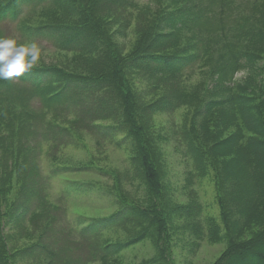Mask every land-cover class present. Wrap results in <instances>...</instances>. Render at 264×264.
<instances>
[{
    "label": "trees",
    "instance_id": "1",
    "mask_svg": "<svg viewBox=\"0 0 264 264\" xmlns=\"http://www.w3.org/2000/svg\"><path fill=\"white\" fill-rule=\"evenodd\" d=\"M164 1L149 21L139 22L138 35L123 54L115 39L126 38L130 21L128 27L124 21L132 18V0H0V22L17 21L19 32L36 42L41 53L46 48L38 39L67 55L63 62L39 60L25 75L0 80V147L8 137L15 143L12 150L4 149L11 155L8 166L0 163V219L14 222L22 200L37 194L34 174L26 178L28 171L14 177V172L26 157L41 151V140L68 138L82 143L84 132L98 141L118 136L117 143H131L130 158L142 170L146 207L140 211L125 203L80 232L90 237L99 234L100 227L109 230L117 223L133 221L138 234L127 242L103 247L89 242L92 250H101L98 264L109 260V264H119L116 252L138 240H148L154 254L139 264H160L167 254L163 246L168 245L164 241L170 231L184 223H198V219L195 205L175 202L180 191H171L169 183H163L164 159L159 150L166 138L152 120L159 111L181 109L177 119H184V113L194 109V123L203 122L193 142L186 144L184 130L174 125L165 135L178 138L183 153L189 154L187 161L195 163L197 170L196 159L203 165L213 161L219 167L215 188L222 205V185L241 186L245 194L238 197L229 191L223 206L221 233L227 245L222 256L239 262L252 253L257 255L252 248L264 245V232L250 236L249 241L240 238L251 226L264 222V82L255 84L258 89L249 85L259 69L256 60L264 58V49L255 45L264 42V22L258 30L239 26L217 12L219 0ZM262 6L256 10L258 23L264 20V0ZM247 43L253 45L245 47ZM240 71H245L246 81H236ZM198 75L206 80L202 95L194 97L188 89L193 84L198 92L194 82ZM263 75L264 61L260 78ZM254 115L260 119L252 122ZM184 181L192 183L191 175ZM165 191L171 196H165ZM25 215L27 219L29 209ZM151 216L158 217L156 222L147 219ZM39 220V215L32 214L31 222ZM233 234L239 238L234 240ZM0 244L6 246V238ZM31 247L45 249L39 244ZM28 255L22 252L20 261ZM55 258V253L48 256L47 264ZM220 259L214 264H221Z\"/></svg>",
    "mask_w": 264,
    "mask_h": 264
},
{
    "label": "rangeland",
    "instance_id": "2",
    "mask_svg": "<svg viewBox=\"0 0 264 264\" xmlns=\"http://www.w3.org/2000/svg\"><path fill=\"white\" fill-rule=\"evenodd\" d=\"M219 2H221L217 10L219 14H226L242 27H252L254 30L262 28L264 20L258 23L255 16L257 7H263V0H219ZM164 4V0H132L130 5L132 18L124 21L126 27L130 21L126 38L124 40L115 39L116 43L121 44L123 54L134 43L138 35V33L135 35V31L139 27V22L149 21L153 13L162 9ZM0 31L5 37L15 38L18 43L24 42V37L17 31L15 22L0 23ZM41 42L46 47V53H41L40 60L63 62L61 59H64L66 54L55 51L45 40ZM251 45L253 43L244 44L245 47H251ZM255 45L264 49V42L255 43ZM263 61V57L256 60L255 64L259 69L257 75L254 76L255 81L249 84L253 88H257L256 83L264 82V75L260 78V65ZM205 80L202 75L195 77L194 82L199 86V90L195 92L194 85L190 84L188 93L194 97L198 96L197 93L202 95ZM246 80L245 71L237 73L236 81ZM192 112L184 113V119H177L182 109L172 113L159 111L154 114L152 120L158 128L162 129L160 130L164 134L160 136L166 138L159 150L164 159L163 183L168 182L171 191H180L177 193L175 202L181 204L192 202L195 205L198 219V223H184V227L180 225L170 231V236L164 241L168 242V245L163 246L168 257L165 256L160 264H214L219 257H221V264H235L234 262L236 264H259L260 261L262 264L264 245L260 249L259 245L257 248H252L254 251L257 250V255L252 253L246 256L248 260L244 257L237 262L236 258L222 256L227 245L226 240L222 238L224 232L223 235L221 233L223 208L229 197V191L238 197L245 194L241 186L226 188L222 185L224 189L221 191L223 192L222 205L220 198L216 196L215 188V182L219 181L215 178L219 167L213 161L203 165L196 159L197 170L195 163L187 161L189 154L183 153L178 138L173 133L172 139L165 135L169 133L170 126L173 131L174 125L184 130L182 137L187 141L186 144L193 142L194 137L197 136L195 131H200L203 119H200L201 124L194 123L191 118ZM35 114L38 115L39 112ZM259 119L260 116L254 115L252 122ZM81 136L82 143L68 140V138L62 142L54 140L41 142V151L26 157L24 163L22 161L18 170L14 172V177L18 175L23 177L28 171L30 174H27L26 178L34 174V183L37 188L40 187L41 197L32 198V196L22 200V210L16 213L17 218L14 222L0 219V239L5 240L6 238L7 240L6 246L0 244V253L4 256V261L0 264H47L44 254L40 257L37 255L31 257L30 252L27 251L28 246L35 242L56 251L60 255L59 264H98L102 256L101 250H92V247L88 245L89 242L78 234V230L85 227L80 223L85 225L98 219L108 218L120 210L125 203L137 206L140 211L145 209V185L142 170L137 168L130 158L131 143H117L118 136L100 139V141L92 139L85 132ZM12 142L13 139L8 137L4 142V147H0V163L4 166H8L7 162L11 158L10 153L4 149L12 150L15 146ZM225 152L233 153L230 150H225ZM188 175H191L192 183L184 181V177ZM42 179H45L43 184ZM187 188L189 190L186 191ZM118 196L125 201H121ZM165 196L170 197L171 195L165 191ZM36 207L39 209L35 214L39 215L41 220L36 223L31 222V219L24 221L26 211L29 208L34 210ZM157 218V216H151L147 219L156 222ZM131 222L116 224L109 230L100 227L99 234L90 236L94 239L91 242L101 247L114 242L116 244L127 242L138 234L134 226H131ZM263 229L264 222L261 225L251 226L243 233L246 236L242 235L240 240L249 241L251 239L247 238L256 237L264 232ZM196 235L197 239H193ZM233 236L234 240L239 238L238 234H233ZM148 244V240H138L126 249L124 248L123 251L118 250L115 258L120 260L119 264H139L150 260L154 254ZM109 248L106 251L110 252ZM24 251L29 252V255L20 261L19 257ZM93 252H96V255L92 257ZM258 256L262 259L258 260ZM109 262L110 260L106 264ZM53 264L56 263L53 262Z\"/></svg>",
    "mask_w": 264,
    "mask_h": 264
},
{
    "label": "clouds",
    "instance_id": "3",
    "mask_svg": "<svg viewBox=\"0 0 264 264\" xmlns=\"http://www.w3.org/2000/svg\"><path fill=\"white\" fill-rule=\"evenodd\" d=\"M40 57L41 48L36 42L18 43L15 38L0 36V80L25 75Z\"/></svg>",
    "mask_w": 264,
    "mask_h": 264
}]
</instances>
